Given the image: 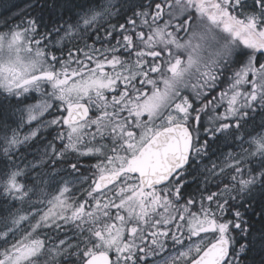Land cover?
Listing matches in <instances>:
<instances>
[{"label": "snow or ice", "instance_id": "snow-or-ice-1", "mask_svg": "<svg viewBox=\"0 0 264 264\" xmlns=\"http://www.w3.org/2000/svg\"><path fill=\"white\" fill-rule=\"evenodd\" d=\"M29 7L0 21V264H264V0Z\"/></svg>", "mask_w": 264, "mask_h": 264}, {"label": "trees", "instance_id": "trees-1", "mask_svg": "<svg viewBox=\"0 0 264 264\" xmlns=\"http://www.w3.org/2000/svg\"><path fill=\"white\" fill-rule=\"evenodd\" d=\"M35 0H0V19L3 20L7 17H12V16H18V19L15 20V23H18L20 19H24L27 18L29 15L31 16H36L39 15V10H33L32 8L29 7L30 4L34 3ZM10 9V11H9ZM44 21L45 23H47L48 21V16L47 14L44 15ZM123 21H113V23H122ZM41 30L43 31V27L41 28ZM88 43H92L91 40L88 41ZM100 45L97 44V47H99ZM32 101V100H31ZM29 101V102H31ZM46 119H51V117H46ZM29 129H24V132H27ZM23 134V133H22ZM56 135V130L55 129H49L47 132H45L42 136V140L43 143L37 142L36 143V147H28L27 149H22L21 150V154L23 156L26 157L25 163L28 161H35V159L38 158V155H34L37 152V147L40 148L41 150L44 147V144L47 143L48 141H53L54 137ZM57 147H60L59 142L57 141ZM235 150V149H233ZM222 152H227L229 151L228 148H221ZM77 157L72 156L69 160V162H77ZM213 159H215V157H213ZM96 162V160L94 158H79V163L84 165V167H82L80 170L81 172L87 176L90 174L91 172V168L90 165L94 164ZM204 163H208L207 160L204 161ZM23 166V165H22ZM199 165V161H197V164L194 165L193 167H198ZM57 168L60 169H64L65 171H61L60 172V176H63L64 178H68V172L67 170V164L63 163V164H58ZM39 171H45V172H50L51 169L50 168H44L41 169ZM185 179L189 182L187 188L185 189L186 192L188 193H195L198 192V189L201 187L202 181H203V176H201L199 174L198 171H193L191 173V175L186 176ZM29 183L31 184V180H29ZM83 187H87V185H83ZM217 189L215 187H211L209 186V191H216ZM47 191L51 192V193H55L56 191V186L53 185L51 188L47 189ZM73 195H78L80 198L83 196L80 186H77V188L75 189ZM33 199L35 200V197H33ZM183 202V201H181ZM0 205H2V201H0ZM24 208L27 210L28 209V205L25 204ZM259 209H257L258 211ZM2 214V213H0ZM69 236L72 235V232L69 230L68 232ZM63 238V237H61ZM255 255V254H253ZM256 259L258 260L259 257L256 256Z\"/></svg>", "mask_w": 264, "mask_h": 264}, {"label": "rangeland", "instance_id": "rangeland-1", "mask_svg": "<svg viewBox=\"0 0 264 264\" xmlns=\"http://www.w3.org/2000/svg\"><path fill=\"white\" fill-rule=\"evenodd\" d=\"M0 21H2V20L0 19ZM33 95L35 96V99L32 100L30 103H35L37 100L41 99V97L38 94H33ZM75 196H77L79 199H83V196L81 198L78 195H75ZM164 255H166V253L165 254H161V259L164 257ZM149 264H152V259L151 258H149Z\"/></svg>", "mask_w": 264, "mask_h": 264}]
</instances>
